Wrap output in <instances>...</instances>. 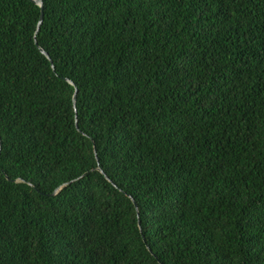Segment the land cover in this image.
Masks as SVG:
<instances>
[{
	"label": "trees",
	"instance_id": "16d2710c",
	"mask_svg": "<svg viewBox=\"0 0 264 264\" xmlns=\"http://www.w3.org/2000/svg\"><path fill=\"white\" fill-rule=\"evenodd\" d=\"M40 1L0 0V264H264V0Z\"/></svg>",
	"mask_w": 264,
	"mask_h": 264
},
{
	"label": "water",
	"instance_id": "95a60500",
	"mask_svg": "<svg viewBox=\"0 0 264 264\" xmlns=\"http://www.w3.org/2000/svg\"><path fill=\"white\" fill-rule=\"evenodd\" d=\"M33 2H35L36 4H38L40 6V15H39V20H38V23H37V27H36V31H38L39 29V26H40V23L42 22V19H43V12H42V2L40 0H31ZM39 50L45 55L48 57L47 53L41 48V47H38ZM69 81V80H68ZM70 83H72L71 81H69ZM76 94H77V89L75 88V91L73 93V96H72V101H73V105L75 106V100H76ZM75 111V125L77 126V121H76V109L74 110ZM0 141H1V138H0ZM95 152V150H94ZM97 170H99L101 173H104L103 170L100 168V167H97ZM7 179H9L7 176H6ZM10 180V179H9ZM65 184H62L58 187H56L54 189V191L50 194V195H54L56 194L57 192H59V190L64 186ZM131 200L134 202L133 198L131 197ZM136 209H137V206L136 204H134Z\"/></svg>",
	"mask_w": 264,
	"mask_h": 264
}]
</instances>
